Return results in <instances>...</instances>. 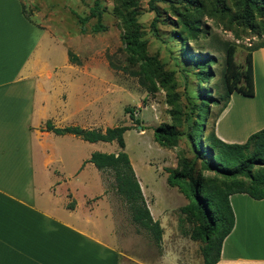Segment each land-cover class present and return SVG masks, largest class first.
<instances>
[{
  "label": "rangeland",
  "instance_id": "1",
  "mask_svg": "<svg viewBox=\"0 0 264 264\" xmlns=\"http://www.w3.org/2000/svg\"><path fill=\"white\" fill-rule=\"evenodd\" d=\"M21 1L30 21L51 34L55 43L51 49L52 64L61 65L66 61L67 68L72 66L95 77L94 83H85L83 111L61 118L57 125L76 123L91 130L132 128L125 134L124 151L131 159L154 214L160 216L164 227L162 246L156 247L149 234L133 222L129 207L116 192L113 172L99 171L91 163L82 170L75 169L74 161L80 156L85 159L97 151L118 153L121 149L116 143L89 144L78 139L75 141L84 147L77 151L75 159L69 156L64 159V171L52 163V173L66 176L83 173L78 178L81 181L86 175L90 178V191L78 187L76 199L68 193L69 203L76 206L77 201L84 210L99 206L108 214L113 222L111 234L121 252L120 264H204L202 244L191 239L192 226L182 213L189 201L177 188L168 185L167 170L186 164L194 167L196 175L217 179L215 173L196 159L189 135L201 124L209 132L212 130L219 106L204 102L201 95L203 89L214 99L220 98L217 92L224 93L229 55L232 54L236 65L247 68L249 50L264 41V14L248 6L264 0ZM96 3L103 10L101 19L89 18L83 24ZM126 18L147 41V55L157 59L155 94L149 93L138 77L122 71L127 64ZM97 24L104 27V32L93 33ZM184 48L190 54L208 53L214 58L215 64L205 70L212 73L206 84L198 75L203 71L202 66L198 69L192 64ZM70 54L79 63H72ZM203 103L209 106V116L204 114ZM128 107L136 108L135 119L139 124L126 113ZM162 126H173L179 132L173 147L161 148L155 143L154 132Z\"/></svg>",
  "mask_w": 264,
  "mask_h": 264
},
{
  "label": "crops",
  "instance_id": "2",
  "mask_svg": "<svg viewBox=\"0 0 264 264\" xmlns=\"http://www.w3.org/2000/svg\"><path fill=\"white\" fill-rule=\"evenodd\" d=\"M54 44L46 29L26 19L21 0H0V264H120L108 214L99 206L84 210L77 201L68 208L78 187L90 191V178L51 171L52 163L64 171V159H75L84 145L42 127L80 114L85 83L95 81L66 61L52 64ZM253 66L255 96L232 94L214 120L225 143L244 144L264 129V48L253 53ZM93 153L76 158L75 169ZM230 203L235 226L217 264H264V200L234 194Z\"/></svg>",
  "mask_w": 264,
  "mask_h": 264
},
{
  "label": "trees",
  "instance_id": "3",
  "mask_svg": "<svg viewBox=\"0 0 264 264\" xmlns=\"http://www.w3.org/2000/svg\"><path fill=\"white\" fill-rule=\"evenodd\" d=\"M248 6L264 14V3L251 2ZM22 12L30 21L23 3ZM102 14L103 10L99 3H96L90 16L83 19L82 23H86L89 18L100 20ZM125 23L124 52L127 64L122 67V71L138 77L140 84L147 88L149 93L155 94L158 90L157 59L147 55V41L143 40L142 35L133 28L127 18ZM104 30L101 24H97L92 31L97 34ZM261 48H264V41L251 47L247 68L236 65L232 54L229 55L223 81L224 93L217 92L219 99L210 97V92H205L203 89L201 97L204 98V102H213L214 105L219 106L217 116L224 111L232 94L255 96L253 53ZM184 52L188 60L198 69L202 66L203 71L198 75L200 81L206 84L212 73H206L205 70L215 64L214 58L208 53L190 54L186 48ZM70 61L79 63L73 54H70ZM201 107L205 116H209V106L203 103ZM125 111L133 121L140 123L135 119L136 108L128 107ZM131 129L128 126L109 127L105 130H91L81 126L58 127L53 121H47L42 127L43 131L57 136L72 135L91 144L116 143L119 146L121 150L118 153L94 152L90 159L84 162L83 167L91 163L99 171L113 172L116 192L129 207L133 222L141 231L149 234L156 247L161 248L164 229L160 221L152 216L131 159L124 151L125 134ZM179 136V132L175 131L173 126H162L155 130L154 141L161 148H170L176 144ZM189 139L196 159L205 169L215 173L217 179L208 180L200 173L196 175L194 167L185 164L181 168L167 170V183L170 187L177 188L189 201L182 208V213L192 226L191 239L202 244L204 264H217L221 257L224 240L235 226V214L230 197L234 194H247L254 200H264V129L252 134L244 144H228L218 138L214 128L209 132L206 125L201 124L195 126ZM74 206L75 203H71L68 208L74 209Z\"/></svg>",
  "mask_w": 264,
  "mask_h": 264
},
{
  "label": "water",
  "instance_id": "4",
  "mask_svg": "<svg viewBox=\"0 0 264 264\" xmlns=\"http://www.w3.org/2000/svg\"><path fill=\"white\" fill-rule=\"evenodd\" d=\"M141 128V127H140Z\"/></svg>",
  "mask_w": 264,
  "mask_h": 264
}]
</instances>
